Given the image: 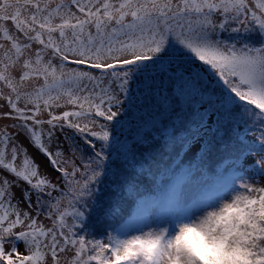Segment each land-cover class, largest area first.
<instances>
[{
    "label": "snow or ice",
    "instance_id": "1",
    "mask_svg": "<svg viewBox=\"0 0 264 264\" xmlns=\"http://www.w3.org/2000/svg\"><path fill=\"white\" fill-rule=\"evenodd\" d=\"M0 121V264H264V0H0ZM177 161L214 179L134 220Z\"/></svg>",
    "mask_w": 264,
    "mask_h": 264
},
{
    "label": "trees",
    "instance_id": "2",
    "mask_svg": "<svg viewBox=\"0 0 264 264\" xmlns=\"http://www.w3.org/2000/svg\"><path fill=\"white\" fill-rule=\"evenodd\" d=\"M139 125V124H138ZM140 127V126H139ZM137 127V128H139ZM147 128H142L141 131H147ZM118 132L121 131V129L118 128ZM128 123L125 122L123 126V136H124V144H128L131 141L128 140ZM119 139V137L117 138ZM121 149H123V145H120ZM179 161H177V164ZM222 163V162H221ZM227 163V162H226ZM175 164V163H174ZM172 164L170 168L164 169L160 175L156 178V183L153 187H150L146 190V194L142 200H139L137 202L136 208L133 211V219H136V213L139 211L141 214L142 208H141V203L144 206V202H147V197L156 200L159 202L160 200H164V197L166 196V191L168 188L174 186L175 182L180 180V176L176 175L174 170H175V165ZM214 163L211 161L209 162L208 167L205 169L204 176L208 175L209 172H211V169H213ZM222 167L224 165H221ZM164 181H168V183H165ZM165 191V194H164ZM113 192L111 191V188H108L105 184H102L99 186V192L97 199L95 201V207L94 208V214L91 217V224L92 227L85 229L84 231H80L79 227L75 229L80 235H84L87 240H92L94 238H99V239H104L105 234H113L115 235L116 232L115 230L119 228L120 226V220L116 219L113 220L112 217H107L105 218V212L107 208L110 206V197H112ZM90 204H92V201H89ZM140 203V205H138ZM145 208V207H144ZM138 209V211H137ZM146 209V208H145ZM144 212V211H143ZM87 222V221H86Z\"/></svg>",
    "mask_w": 264,
    "mask_h": 264
},
{
    "label": "rangeland",
    "instance_id": "3",
    "mask_svg": "<svg viewBox=\"0 0 264 264\" xmlns=\"http://www.w3.org/2000/svg\"><path fill=\"white\" fill-rule=\"evenodd\" d=\"M57 2H59V0H57ZM9 27H11L10 24H9ZM69 67H76V66L75 65H69ZM81 67H83V66H81ZM94 71H98V70H94ZM63 110H72V109H71V106H69L68 109H56L55 111L58 114L60 111H63ZM132 110H133V112H135V115L133 116V119H137V117H139L141 115V113L136 112L135 109H132ZM5 123H9V122L8 121H0V127H2L3 124H5ZM139 126L140 125L137 124L134 127H139ZM53 147H55V141H53ZM29 151H30V153H34L35 150L29 148ZM40 159L42 160L43 158H40ZM174 165L176 167L177 166V162ZM224 166L223 167L220 166V171L223 170ZM215 167H217V164L213 165V169ZM194 172H196V168L195 167H193L191 170H189L187 167H185L180 173H178V174L175 173L176 175L181 174V176H180L181 178H180V180L178 182L175 183V188H174L173 193L171 194V196L166 198V200L170 201L169 203L173 202L175 197H176V195H177V193H178V191H181V185H183L182 197H181L182 201H195L197 198H199L201 196L202 192H204L206 190V185L208 184V182L211 181L212 179H214V177L212 176V171L209 172L207 176L206 175L205 176L204 175H199V174L193 175L192 173H194ZM50 175H51L52 179H55V174L54 173H50ZM164 194H165V191H164ZM17 195L19 196L18 190H17ZM143 204H144V206L141 203V208H142L141 213H147L153 207H161V206L167 205L168 203L166 202V204H165V202H163V200H160L159 202H157L156 200L147 197V202L146 203L144 202ZM138 205H140V203ZM24 207H25L24 205H21L22 209ZM137 211H138V209H137ZM138 214H140L139 211L136 213V216ZM33 215H35L34 212H33ZM40 220L46 226H51V222L45 220L43 215L40 216ZM69 222H71L70 219H69ZM21 247H22V245H21ZM68 255H70V253ZM61 264H64L63 260L61 261Z\"/></svg>",
    "mask_w": 264,
    "mask_h": 264
},
{
    "label": "clouds",
    "instance_id": "4",
    "mask_svg": "<svg viewBox=\"0 0 264 264\" xmlns=\"http://www.w3.org/2000/svg\"><path fill=\"white\" fill-rule=\"evenodd\" d=\"M210 250L209 249H205V248H199L197 247L194 250L195 255H197L198 258H200L201 260L204 261V264H209V261L206 259V256L209 254ZM173 264H176V262L174 261Z\"/></svg>",
    "mask_w": 264,
    "mask_h": 264
}]
</instances>
